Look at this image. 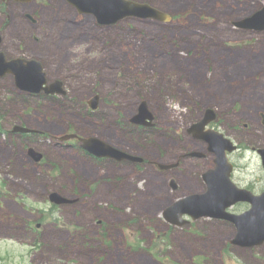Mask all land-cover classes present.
Segmentation results:
<instances>
[{
    "label": "rangeland",
    "instance_id": "374dc122",
    "mask_svg": "<svg viewBox=\"0 0 264 264\" xmlns=\"http://www.w3.org/2000/svg\"><path fill=\"white\" fill-rule=\"evenodd\" d=\"M134 1L174 18L101 25L66 0L0 10L1 28L11 16L10 52L38 59L49 80L67 89L49 97L21 91L12 75L0 78V130L7 131L0 134V264H264V245L231 244L236 229L228 221L206 217L179 227L163 216L176 200L206 190L202 173L215 166V155L188 129L207 109L217 113L208 128L238 146L229 153L234 182L264 192V33L234 25L264 0ZM144 101L153 127L131 122ZM16 125L42 133L8 134ZM72 132L148 163L99 164L76 140L55 143ZM29 147L45 154L42 164L28 158ZM186 152L206 156L163 173L155 165ZM56 191L74 202L54 205L49 194Z\"/></svg>",
    "mask_w": 264,
    "mask_h": 264
},
{
    "label": "water",
    "instance_id": "95a60500",
    "mask_svg": "<svg viewBox=\"0 0 264 264\" xmlns=\"http://www.w3.org/2000/svg\"><path fill=\"white\" fill-rule=\"evenodd\" d=\"M28 2L31 0H17ZM75 5L80 13H91L96 16L102 25L115 24L128 17L154 18L169 21L171 15L148 3H140L133 0H68ZM234 25L246 29L264 30V6L256 11L252 16L234 22ZM13 74L15 83L21 90L30 93H40L43 90L47 94H66L67 91L61 80H57L47 85L46 72L43 65L38 60L15 59L7 61L0 53V77ZM99 95H96L89 104L92 109L98 108ZM217 117L213 109H207L204 118L193 124L188 132L194 138L202 139L208 143V150L215 154V167L206 171L204 179L207 190L204 193H195L185 198L179 199L164 211L165 219L175 225L183 226L188 220L183 215H190L193 219L202 217L224 218L232 221L236 225L237 233L231 243L241 247H254L264 243V192L255 195L247 189L239 188L232 180L231 173L233 165L229 161L228 152L237 149L229 138L223 133L214 129L206 130V126ZM154 115L149 110L147 102L144 101L139 107L138 113L132 118V122L141 125L152 126ZM14 131L35 132L37 130L16 125ZM78 137L77 134H67L62 140ZM82 147L97 156H108L118 160H131L141 162L143 157L133 155L115 147L107 141L91 136L80 138ZM264 165V148L258 149ZM30 153L37 161L42 159V153L31 148ZM190 156H203V153L192 152ZM176 164L158 163L161 170H166L176 166ZM175 186V180L171 181ZM50 199L56 204H67L74 202L59 192H52ZM240 201H249L251 208L242 213L234 214L227 209Z\"/></svg>",
    "mask_w": 264,
    "mask_h": 264
},
{
    "label": "flooded vegetation",
    "instance_id": "af4514ba",
    "mask_svg": "<svg viewBox=\"0 0 264 264\" xmlns=\"http://www.w3.org/2000/svg\"><path fill=\"white\" fill-rule=\"evenodd\" d=\"M34 1H36V0H31V1H28V2H21V1H17V0H0V4H1V7H0V10L3 12V9H2V7H3V5H5V6H7V5H10V4H22V5H30V4H32ZM70 5H72V6H74L76 9H77V11H79L78 10V8L75 6V5H73V4H71L68 0H66ZM151 4V3H150ZM159 9V8H158ZM161 10V9H160ZM161 11H163V10H161ZM164 12V11H163ZM167 14V13H166ZM171 15V14H170ZM26 16H27V18L28 19H30V20H32L34 23L35 22H37V20H36V18L32 15V14H30V13H27L26 14ZM131 18H137V19H141V20H152V21H161V22H164L163 20H158V19H152V18H139V17H131ZM173 16L171 15V19L168 21V22H170V21H172L173 20ZM97 22L99 23V21H98V19H97ZM100 24V23H99ZM10 25H11V16L9 15L8 16V18L6 19V21H5V24L3 25V27L1 28L0 27V53H2L3 55H4V57H5V59L7 60V61H11V60H14V59H20V58H22V59H26L27 57L26 56H17V55H15V54H12L11 52H10V50H9V48L6 46V31L10 28ZM102 25V24H101ZM237 28H240V29H243V30H249V31H252V32H255V33H264V30L263 31H259V30H256V29H246V28H241V27H237ZM27 59H32V58H27ZM42 63V62H41ZM42 65H43V63H42ZM43 69L45 70V67H44V65H43ZM46 71V70H45ZM7 75H11V74H7ZM0 78H2V77H0ZM46 78H47V80H48V83L50 84V83H52L53 81H51V80H49V78H48V76H47V73H46ZM63 82V81H62ZM63 86H64V88H65V84H64V82H63ZM46 95V96H49V97H54V95H48L47 93H45L44 91H42V92H40V93H38L37 95ZM5 134V133H7V131L5 132V131H3V130H0V134ZM72 133H74V132H72ZM8 134H10V135H15V136H20V137H23V138H25V137H31V136H34V135H41V133H36V132H27V133H25V132H15L13 129L12 130H9L8 131ZM68 134V133H67ZM77 134V133H76ZM78 135V137H74V138H72V139H69V140H62L61 138H62V136H55V143L56 144H58V146H68L70 143H71V141H74V140H76V142H78V144H79V148L82 150V152L86 155V156H90L94 161H96L97 163H103V162H126V161H130V160H118V159H115V158H112V157H108V156H97V155H94V154H92V153H89V152H87V151H85L81 146V144H82V141L80 140V138H86V137H83V136H81V135H79V134H77ZM90 137V136H89ZM100 138V137H99ZM102 139V138H101ZM104 140V139H103ZM106 141V140H105ZM108 142V141H107ZM71 145H73V144H71ZM30 148L31 147H29L27 150H26V152H27V156H28V158L34 163V164H36L37 166L38 165H40V164H42L43 162H44V160H45V154L43 153V152H40V153H42V159L40 160V161H37L36 160V158H35V156L34 155H32L31 153H30ZM189 153L188 152H186L185 154H182V155H180L179 156V158H178V161H177V165L176 166H174L172 169H179L180 167H181V164H182V161L185 159V158H188L189 156H187ZM206 156V155H205ZM205 156H203V157H205ZM137 163H140V164H147L148 163V161H147V159L145 158V157H143V160L141 161V162H137ZM156 166H157V164H155ZM159 169V168H158ZM160 170V172H166V171H169V170H171V169H168V170H161V169H159ZM207 171V170H206ZM206 171L205 172H203L202 173V179H203V181H204V183H205V185H206V181H205V179H204V174L206 173ZM174 188L175 189H179V184L176 182V180H175V186H174ZM247 189L248 190H250V191H253L252 189L253 188H249V187H247ZM49 196H50V194H49ZM243 203H247V202H243ZM249 204V203H248ZM55 205V204H54ZM66 205V204H65ZM250 205V204H249ZM224 221H228V220H224ZM228 222H230V221H228ZM191 222H189L188 223V225L190 224ZM232 225H234L232 222H230ZM234 227H235V225H234ZM236 229V228H235ZM264 245V244H263Z\"/></svg>",
    "mask_w": 264,
    "mask_h": 264
}]
</instances>
